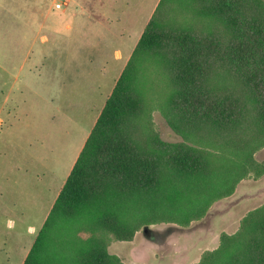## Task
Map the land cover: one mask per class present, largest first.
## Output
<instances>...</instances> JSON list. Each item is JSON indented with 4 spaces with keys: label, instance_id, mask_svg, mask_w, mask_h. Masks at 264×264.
<instances>
[{
    "label": "trees",
    "instance_id": "16d2710c",
    "mask_svg": "<svg viewBox=\"0 0 264 264\" xmlns=\"http://www.w3.org/2000/svg\"><path fill=\"white\" fill-rule=\"evenodd\" d=\"M249 14L238 0L158 1L21 264H113L94 230L126 238L159 205L185 219L232 188L264 145V32ZM150 108L221 153L154 152L132 132ZM256 220L245 250L214 264H264V206Z\"/></svg>",
    "mask_w": 264,
    "mask_h": 264
},
{
    "label": "rangeland",
    "instance_id": "374dc122",
    "mask_svg": "<svg viewBox=\"0 0 264 264\" xmlns=\"http://www.w3.org/2000/svg\"><path fill=\"white\" fill-rule=\"evenodd\" d=\"M158 1L0 0V264L22 263ZM238 1L264 32V0ZM141 116L132 132L156 153L222 151L175 133L158 108ZM219 194L185 219L159 205L126 238L91 236L113 264H214L245 250L264 206V145Z\"/></svg>",
    "mask_w": 264,
    "mask_h": 264
},
{
    "label": "built area",
    "instance_id": "2783aa9c",
    "mask_svg": "<svg viewBox=\"0 0 264 264\" xmlns=\"http://www.w3.org/2000/svg\"><path fill=\"white\" fill-rule=\"evenodd\" d=\"M57 6H59V4H56Z\"/></svg>",
    "mask_w": 264,
    "mask_h": 264
}]
</instances>
